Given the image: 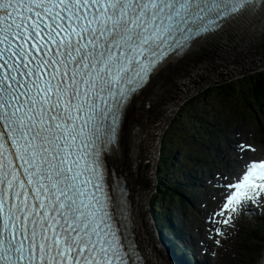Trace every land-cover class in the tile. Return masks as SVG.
<instances>
[{"label": "snow or ice", "instance_id": "obj_1", "mask_svg": "<svg viewBox=\"0 0 264 264\" xmlns=\"http://www.w3.org/2000/svg\"><path fill=\"white\" fill-rule=\"evenodd\" d=\"M258 31L264 0H0V264H158L108 166L129 104L173 59ZM249 193L264 159L225 179L221 214Z\"/></svg>", "mask_w": 264, "mask_h": 264}, {"label": "rangeland", "instance_id": "obj_2", "mask_svg": "<svg viewBox=\"0 0 264 264\" xmlns=\"http://www.w3.org/2000/svg\"><path fill=\"white\" fill-rule=\"evenodd\" d=\"M258 37L259 36L257 35V38ZM253 43H255V41ZM241 48L234 49L232 53L229 52L226 53V51L228 50L227 48H225L221 52H213L212 54L218 56V55H222V53L225 52L229 57H231V55L234 53L233 56L235 60L238 59V62H244L245 67H242V70L232 75H229L230 77L218 76L217 78H214L213 76L207 79L208 80L207 82L202 84V86L206 85L203 90L199 92L196 91L200 87L192 91H190L189 89L188 90L189 93L184 97V99L190 95H193L189 98L191 99L196 94H197L196 99L201 96L203 97L205 93H203L202 95V92H204V90L206 89L207 90L211 89L214 86V84L217 83L213 81L223 80V82H225L227 80L244 76L248 73H252L256 71H264V58H263L264 56L259 58L245 56L243 55L245 54V52L243 51H245L246 49L242 51ZM249 50L251 51V49ZM206 55H209V53H207ZM224 60L226 61L227 59ZM253 60H258L259 62L254 64ZM247 64H250L251 67L246 68ZM224 67H227V65L225 64ZM232 68H233V72H235L234 70L235 66H233ZM179 84H177L174 87L172 93L170 94V98L171 99L176 98L177 103L170 100L166 101L167 107H169V110L172 112L175 110L174 107L178 105V103L182 99V97H176L174 95L175 90L182 85L181 82ZM206 95L209 100L202 102L199 98L196 101H194L195 102L194 105L188 103L186 104V102L189 100L188 99L183 105L179 107L177 114L172 119L168 127H173V128L179 127L180 132H178L173 136L177 141V143L188 144V146L192 148L190 153L191 156H193L197 160H206L207 162H209L211 157L216 158L218 156V152H219L218 147L220 144H222L223 147H225L226 145H230L231 147H234L236 146V144H238L239 140H246L249 142H253L257 134L261 131L260 126L264 127V112H259L257 114L252 112L251 107L246 106L248 104V101L244 100L243 97L226 98L223 95H217L215 93H206ZM184 99H182V101ZM186 112H187V116H186L187 119L181 121L179 116H182ZM239 114L242 116V118H239L238 116ZM139 123H141V119L139 120ZM139 123L136 127L140 126ZM160 137L161 135L159 133V135L155 137L152 140V142L158 145L160 142ZM215 140L216 141L219 140L220 143L217 145L215 143ZM178 154H180V165L183 167L184 165L186 166L187 165L186 160L189 155L184 152L180 153V151H178L174 153V157L177 158ZM235 164L237 163H233L232 165ZM155 167H156V162L151 174L156 183L157 181L156 178L158 177L156 175L157 170L155 169ZM191 172L193 174L197 173L194 171V168H192L190 171H188V173H185L183 175L185 180L192 179L193 174L191 175ZM140 185L141 184L137 183V188L140 187ZM154 188L155 186H153V188L149 190L147 204H146V207H148V209L151 211H152L151 199L154 193L150 195V192ZM200 188L201 187L195 188L194 191L188 194V196H190L191 194H196L200 190ZM204 197H207L205 190L204 193L202 194V197L199 200H197L193 205L187 201L181 203L182 207L180 208V211L182 212L185 209V214L189 224L187 231L188 233L192 232L200 236L204 234V232H201L199 229L202 222V213L204 212V210L200 209L201 203L206 202V199ZM199 210L200 213L198 212ZM177 214L179 216L180 212H177ZM263 226H264V212L262 213V216L248 218V220L242 222L240 229L236 230V232L233 233L232 239L227 241L226 246L220 250L217 257L214 258L209 253L202 254L200 248H197L196 250L200 255L199 258L200 263L204 259H206L207 256H209L213 261L212 264H258V261L260 259L261 261L263 260L262 257V252L264 250V229H262ZM242 233H246L250 237V240L245 241L241 237Z\"/></svg>", "mask_w": 264, "mask_h": 264}, {"label": "bare ground", "instance_id": "obj_3", "mask_svg": "<svg viewBox=\"0 0 264 264\" xmlns=\"http://www.w3.org/2000/svg\"><path fill=\"white\" fill-rule=\"evenodd\" d=\"M249 44L243 46L234 43L221 46L206 45L199 47L190 54L175 58L154 74L151 82L138 95L134 96L129 104L123 125L124 150L121 153V159L116 161L115 165L113 161H108V163L111 167L115 166L123 174L130 188V198L137 203L139 229L148 234V240L153 243L152 249L163 258L169 254H165L155 240L151 222L147 216L148 207L146 204L149 189L153 188L155 183L151 174L157 159L155 153L157 144H154L152 140L159 135L161 127L171 117L172 113L167 107L166 101L170 100L177 103V99H171L170 94L180 82L182 85L175 90L174 95L184 99L189 93V89L192 91L201 87L203 83L208 81L207 79L213 76L214 78L218 76L230 77L229 75L242 70V67H245L244 62L235 60L234 53L229 57L227 52L232 53L234 49L242 47V51L246 49L243 51L245 56L255 58L264 56V41L262 39L259 38L255 40V43ZM225 48L228 51L226 53L223 51L222 55L212 54L213 52H221ZM207 53L209 55H206ZM258 62V60H253L254 64ZM225 64L228 66L224 67ZM233 66H235V72H233ZM248 67L251 65L247 64L246 68ZM147 103L148 106H146ZM140 119L141 123H139ZM138 123L141 127H136ZM134 137H137L136 142L133 140ZM233 163H237L231 165V170L235 171L239 166V161ZM137 183L141 184L138 188ZM208 247H211L210 242H208ZM207 259L212 261L209 256Z\"/></svg>", "mask_w": 264, "mask_h": 264}, {"label": "trees", "instance_id": "obj_4", "mask_svg": "<svg viewBox=\"0 0 264 264\" xmlns=\"http://www.w3.org/2000/svg\"><path fill=\"white\" fill-rule=\"evenodd\" d=\"M247 88V89H246ZM205 95L199 97L202 102L209 100L207 98L206 93H215L217 95H223L226 98L230 97H243V99L248 100L250 97H253L257 103L264 102V72H254L248 75H245L240 78L227 80L225 82H218L214 84V86L209 90H204ZM199 94V93H198ZM197 98V99H199ZM196 96L190 99L188 104L194 105L197 100ZM199 101V100H198ZM171 145V144H166ZM176 149L183 150L185 144H173ZM166 157L160 162L163 170H160V176L163 180L166 181L168 185H175L176 187L180 186V183L177 181L176 176L174 175V167L168 164L166 161L167 157H169L166 147H164V155ZM170 169V171L168 170ZM162 189H167L168 187L164 184L161 185ZM153 205L156 207L157 211L156 217L160 219V223H164V209H165V201L163 198H158V196H154ZM169 205V204H168Z\"/></svg>", "mask_w": 264, "mask_h": 264}, {"label": "water", "instance_id": "obj_5", "mask_svg": "<svg viewBox=\"0 0 264 264\" xmlns=\"http://www.w3.org/2000/svg\"><path fill=\"white\" fill-rule=\"evenodd\" d=\"M262 264H264V261H263V263Z\"/></svg>", "mask_w": 264, "mask_h": 264}]
</instances>
